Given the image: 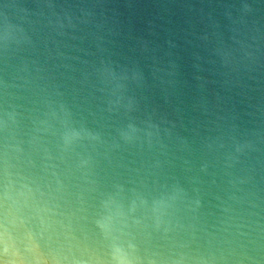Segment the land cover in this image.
I'll return each instance as SVG.
<instances>
[{
  "label": "water",
  "instance_id": "1",
  "mask_svg": "<svg viewBox=\"0 0 264 264\" xmlns=\"http://www.w3.org/2000/svg\"><path fill=\"white\" fill-rule=\"evenodd\" d=\"M264 264V0H0V264Z\"/></svg>",
  "mask_w": 264,
  "mask_h": 264
},
{
  "label": "clouds",
  "instance_id": "2",
  "mask_svg": "<svg viewBox=\"0 0 264 264\" xmlns=\"http://www.w3.org/2000/svg\"><path fill=\"white\" fill-rule=\"evenodd\" d=\"M121 264H122V262H121Z\"/></svg>",
  "mask_w": 264,
  "mask_h": 264
}]
</instances>
